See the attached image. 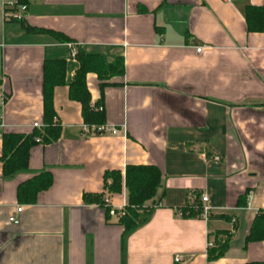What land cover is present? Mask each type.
<instances>
[{"label":"crops","instance_id":"crops-1","mask_svg":"<svg viewBox=\"0 0 264 264\" xmlns=\"http://www.w3.org/2000/svg\"><path fill=\"white\" fill-rule=\"evenodd\" d=\"M26 1L28 25L70 42L27 32L5 18L0 0V94L9 96L0 157L3 132L43 123L47 59L67 61V83L54 91L61 136L33 146L31 172L4 178L0 160V264H264V241L247 243L264 210V33L246 22L247 7L264 0ZM72 44L108 63L124 57V76L103 91L95 73L87 76L92 101L103 102L118 134L88 132L81 103L70 98L79 67ZM128 165L157 166L164 193L123 248L117 218L107 220L84 195L102 193L105 174L125 175ZM42 171L52 173V187L21 204L19 185ZM194 192L208 196L211 218L181 215ZM126 201L125 186L110 197L115 208ZM222 232L231 234L229 249L209 260Z\"/></svg>","mask_w":264,"mask_h":264},{"label":"trees","instance_id":"trees-1","mask_svg":"<svg viewBox=\"0 0 264 264\" xmlns=\"http://www.w3.org/2000/svg\"><path fill=\"white\" fill-rule=\"evenodd\" d=\"M19 4L28 5L26 0H18ZM19 22L30 33L48 32L61 42H70L63 33L34 28L25 22ZM246 22L249 32L264 33V6L250 5L246 9ZM75 59L79 67L69 82L70 98L82 105L84 123L91 131L98 134L99 127L106 125L105 107L102 101L94 103L88 87L87 76L95 73L100 81L103 91L106 86L112 85V79L122 77L125 74V60L119 56L114 62L108 63L101 54L85 53L77 50ZM67 61L64 59H47L44 63L43 104L44 117L41 127H34L30 133L3 132L1 134L3 150L0 160L3 164L4 178H11L20 173H30V152L36 144H50L61 136V124L58 122L57 112L54 106L55 88L66 85ZM5 102L8 95L4 94ZM2 105H0L1 110ZM211 156V154H208ZM54 182L52 173L42 171L32 178L21 183L18 187V201L21 204H35L38 195L52 187ZM127 189V201L124 205V215L117 217V223L124 228L123 248L129 235L145 225L152 218L159 201L163 197L162 172L155 165H128L123 175L121 170H112L104 176V191L100 194H85L84 201L87 204H97L106 212L109 220L110 197ZM188 205L179 209L182 216L195 218L201 216L203 202L201 194L190 193ZM243 204V201L240 202ZM210 218L212 215L210 214ZM223 237H215L208 247L209 260H217L227 253L231 234L222 232ZM264 241V210L256 215L247 243Z\"/></svg>","mask_w":264,"mask_h":264},{"label":"built area","instance_id":"built-area-1","mask_svg":"<svg viewBox=\"0 0 264 264\" xmlns=\"http://www.w3.org/2000/svg\"><path fill=\"white\" fill-rule=\"evenodd\" d=\"M225 2H233V1H237V0H223ZM27 11V6L24 5V4H19L18 3V0H15V1H12V0H5L4 2V16L6 19H14V20H22L24 19V15ZM202 48H198L197 51L198 52H201ZM71 51H72V57L75 59V56L77 54V49L76 47L72 44L71 45ZM5 103V96H4V93L0 94V105H4ZM42 124L40 123H36L35 124V127H41ZM4 127V123L3 122H0V128H3ZM99 133H110V134H118L119 133V130L115 127H111V126H107V125H104V126H101L99 127L98 129ZM209 198L208 196L206 195H202V201L204 203L208 202ZM251 204L250 202H248L247 204V208H250ZM24 207L22 205L18 206L17 207V214H20L22 211H23ZM258 211V210H257ZM110 216L111 217H119V216H122L124 215V206L120 207V208H115V207H112L110 209ZM259 212V211H258ZM204 218H209L210 216V207L208 205H203V211H202V214H201ZM10 222L14 223V224H19L20 223V219L18 216L14 215V216H11L9 218ZM182 257L180 255H177L175 257V261L176 262H182Z\"/></svg>","mask_w":264,"mask_h":264}]
</instances>
